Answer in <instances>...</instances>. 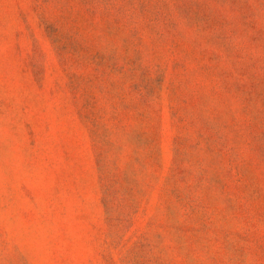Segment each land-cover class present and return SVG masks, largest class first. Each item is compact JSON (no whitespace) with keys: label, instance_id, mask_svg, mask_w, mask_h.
Returning a JSON list of instances; mask_svg holds the SVG:
<instances>
[{"label":"rangeland","instance_id":"rangeland-1","mask_svg":"<svg viewBox=\"0 0 264 264\" xmlns=\"http://www.w3.org/2000/svg\"><path fill=\"white\" fill-rule=\"evenodd\" d=\"M0 264H264V0H0Z\"/></svg>","mask_w":264,"mask_h":264}]
</instances>
